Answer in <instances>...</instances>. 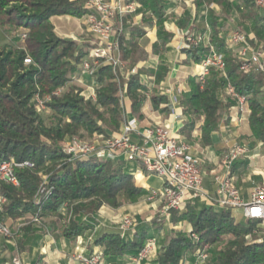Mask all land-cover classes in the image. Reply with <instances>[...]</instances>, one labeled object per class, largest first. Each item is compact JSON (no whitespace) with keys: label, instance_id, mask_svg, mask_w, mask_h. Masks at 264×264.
<instances>
[{"label":"trees","instance_id":"16d2710c","mask_svg":"<svg viewBox=\"0 0 264 264\" xmlns=\"http://www.w3.org/2000/svg\"><path fill=\"white\" fill-rule=\"evenodd\" d=\"M86 1L0 0V31L22 29L25 35L21 48L0 43V162L12 158L32 164L31 168L16 171L19 187L0 183V194L6 198L1 219L7 225L10 223L5 220H39L38 225L24 224L16 247L19 253L27 252L26 244L42 236L45 228L73 241L94 228L93 217L102 207L118 209L135 204L146 194L141 185L134 183L126 163L94 158L68 162L60 148L62 141L81 137L79 132L109 138L123 121L125 100L138 121L143 119L141 109L147 100L153 110L169 114L168 99L158 92L169 73L164 63L155 70L140 68L128 79L100 65L93 75L95 101L79 97L75 88L68 86L79 78L92 46L58 37L50 20L61 16L82 18ZM128 1L141 5V24L155 27L156 40L148 52L137 42L145 36L142 29L132 27L128 34L120 35V60L126 71L165 52L173 38L165 28L166 22L174 21L182 29L190 27L189 15L176 19L167 13L163 0ZM193 4L196 9H206L209 44L221 55L224 71L209 68L203 83L187 79V91L178 98L185 119L179 134L184 141H190L198 126L201 148L211 147L222 117L226 115L227 119L236 105V100L226 94L230 86L246 99L250 137L264 144V78L257 71H240L236 56L218 37L225 21L235 15L238 30L245 35L251 33L255 46L264 49V15L256 10L254 0H194ZM150 37L153 39L152 34ZM183 53V64L199 65L208 56L209 47L202 43ZM27 58L30 63L26 65ZM147 75L153 78L151 87L143 81ZM65 86L68 89L61 96L51 97L48 107L53 115L45 125L31 100ZM41 187L50 192L47 197L39 194ZM176 212L171 213L170 222L173 226L187 223L197 241L182 230L166 229L165 220L156 218L139 225L130 240L126 233L101 227L94 245L102 249L101 258L106 262L122 264L123 258L137 255L154 232L165 231L152 264H182L187 255L205 246L211 250L209 264H264V226L259 222H238L230 210H214L197 203Z\"/></svg>","mask_w":264,"mask_h":264},{"label":"built area","instance_id":"2783aa9c","mask_svg":"<svg viewBox=\"0 0 264 264\" xmlns=\"http://www.w3.org/2000/svg\"><path fill=\"white\" fill-rule=\"evenodd\" d=\"M254 4L256 10L264 15V0H254ZM83 7L86 10L82 17L84 29L93 41L90 43L92 48L88 59L81 65L79 78L90 79V85L86 87V99L95 101L93 75L100 65L109 66L114 73L124 76L125 79L138 72L136 67L129 71L125 70L120 60L119 37L123 33V18L136 14L141 5L128 0H87ZM175 36L178 51H186L202 43L208 45L209 54L198 65L200 73L196 80L199 83L204 82L209 68H215L223 73L222 57L209 44L210 31L207 26L204 33H195L187 29L177 31ZM218 37L236 56L240 63V71L245 73L257 71L264 78V49L255 46L253 35H245L238 29H233L226 35L219 33ZM58 93L55 92L53 95L57 96ZM226 94L236 100V105L231 109L249 115L244 97L235 94L230 86H227ZM34 98L37 111L44 110L45 104L50 101L49 97L44 100L38 96ZM123 117L119 129L109 138L94 135L91 140L79 137L66 139L60 148L68 157L67 161L90 158L99 161H122L135 166L136 169H142L148 175H153L159 181L160 187L148 189L145 201L151 205V211L155 210V214L161 218H167L171 211L181 212L188 204L197 203L209 208L240 211L244 220L257 221L264 226V184L254 185L249 191L248 200L242 197L240 189L235 185L233 168L239 161L249 158V146L233 143L222 152L218 164L220 170L212 176L213 191L209 193L204 188L206 172L198 154L172 128L157 123L141 128L136 118L127 117L124 113ZM180 119L179 115H175V122H179ZM227 119L235 120L230 116ZM31 167L29 161L19 162L12 158L0 162V183L14 188L19 187L16 171ZM135 175L141 176L140 172ZM49 193L42 187L39 190V194H44L45 197ZM5 204L6 198L0 194V243L2 240L14 243L20 237L22 224L11 227L3 222L1 213ZM32 222L39 224L37 218ZM116 227L123 234L134 233L137 222L135 217L124 215L118 220ZM99 228L94 225L91 234L97 232ZM188 236L191 240L197 241V236L191 230ZM155 248L156 242L153 237L146 240L137 255L128 258L127 264L150 262ZM192 256L195 264H206L210 260L211 250L205 246L196 250ZM71 258L79 264H101L102 260L100 253L87 254L83 251L76 252ZM13 264H20V261L14 260Z\"/></svg>","mask_w":264,"mask_h":264},{"label":"crops","instance_id":"0c3cea01","mask_svg":"<svg viewBox=\"0 0 264 264\" xmlns=\"http://www.w3.org/2000/svg\"><path fill=\"white\" fill-rule=\"evenodd\" d=\"M163 1L167 3V13L174 15L176 19L182 17L184 12V9L178 8L177 5H179V3H185L186 5H191L190 7L193 8L194 15L191 14L192 12L190 13L191 14L189 16L190 27H187L186 29L180 28L179 26H177L176 22L174 21L170 20L166 22L165 23L166 30L171 32L173 35L171 43H169L166 46L165 52L161 56H151L147 60V62L142 63L136 67L137 71L140 68L155 70L160 63H164L165 65L168 66L169 69V73L166 81L160 83L158 86L159 94L165 95L168 99L169 114L165 115L163 112L153 110L150 105V102L147 100L141 109V114L143 116V119L140 120L139 123L141 128L155 123L167 125L170 128H172V130L182 139L181 135L179 134V131L182 128L185 119L182 114V109L178 105V98L182 91H187V79L190 77L196 78V76L200 73V67L196 64H189V65L183 64L185 55L183 51H178L176 49L177 37L175 36V33H177V31L179 30L185 31L191 28H195L194 31H198L199 33H204L205 26H207V24L204 21V17H205L204 15H206V9L204 7H200L196 9L193 4L194 0H163ZM141 15H142L141 12L138 11L136 14L125 16L123 18V33L127 34L125 28L127 29L132 27H138L142 29L145 32V36L141 39H137V42L139 45H141L140 42H145L143 47L145 50L150 52L151 45L156 40L155 27L142 25ZM64 18H72V17L61 16V17L51 18L50 21L54 27L55 34L59 37H64V38L66 37L72 39L82 38L81 35H84V31H85L83 20L81 18L80 19L72 18L76 20L77 26L73 31L71 30L68 31L66 28L62 27V24H64L63 21ZM201 19H203L204 21L203 23H201ZM129 22L130 24H128ZM197 24L199 25L197 26ZM127 25L129 27H127ZM150 34H152L153 39L150 37ZM144 78L143 81L145 82V84L151 87L152 85L147 83L148 81L146 78L151 80L152 83H153V78L150 75H147ZM80 81L82 84L85 85V88L90 85V79L87 77L81 78ZM123 110H124V114L127 117H133L130 113V106L127 100L124 101ZM175 115L176 116L179 115L181 117L179 122L174 121ZM228 116L232 117L235 120L231 121L229 128L225 127V125H223L220 122L218 132H216L213 135L214 143L211 147L201 148L200 131L198 130V126L195 128V130L192 133L191 141H193L194 142L193 144L196 147H198V149L196 148L194 149L195 153L198 154V157L201 156L203 159H206V161L208 162V164L206 165L207 167H204L206 169L204 188L209 193H212L213 191V186L211 184L212 176L213 174L219 172L220 170L218 164L222 152L226 148L230 147L233 143H236L234 140H232V138L235 137L238 139L239 137L242 138V136L250 137L249 127H248L249 115L240 114L235 109H230ZM217 138L219 139V141H221L222 138H225L226 141L225 145H220V144L218 145V141L216 140ZM252 142H256V141L251 140L247 145L249 146L250 155H251L249 157V160L239 161L233 168L234 176L241 174V177L243 179V184H244L243 186L245 187L238 186V188L240 189L242 197L245 200H248L249 191L251 189L250 185H252L254 181L264 182V156H261L259 154L257 155L254 154L257 153L261 147L258 150H253L250 147V144ZM237 143L241 144L242 142L240 143L237 141ZM257 143L260 144L259 142ZM255 157L256 158L259 157L257 161L254 160ZM137 179L141 180V176L139 175V178ZM144 182L139 185H141L144 189H147L148 187ZM149 188H153V187H149ZM104 209L106 210L109 208L103 207L101 210ZM213 209H215V207ZM232 214L234 218L235 216H239L243 220L240 211H233ZM23 226L25 225L22 224V228ZM36 227L38 228L39 226ZM104 228L109 230H117V227H110V228L104 227ZM186 230L188 232L191 230L189 225ZM132 234L133 233H126L125 236L126 239L130 240L132 238ZM95 235L93 236V238H91V230H89L85 232L83 236L78 237L73 241H69L64 239L61 236L60 232H51L50 230L48 229L46 230L45 228V232L42 234V236L37 237L31 243L26 244V247L29 249L27 252L19 253L16 247H17V242L20 239H22L23 236V232L21 230L20 237L14 243L5 242L4 240L1 241L0 264H13L14 260L20 261V264H79L78 262L72 260L71 258V256L78 251H83L84 253L87 254L93 252H97L100 254L102 253V249L94 245ZM10 251H13V254L15 255L14 256L15 258L13 260L9 259ZM128 258L129 257L123 258L122 264H127ZM101 264H111V263L106 262L102 258ZM145 264H152V261L147 262ZM182 264H195L193 256L191 254L187 255L184 258ZM206 264H209V262Z\"/></svg>","mask_w":264,"mask_h":264},{"label":"rangeland","instance_id":"374dc122","mask_svg":"<svg viewBox=\"0 0 264 264\" xmlns=\"http://www.w3.org/2000/svg\"><path fill=\"white\" fill-rule=\"evenodd\" d=\"M179 9H184V12L183 14H189V16L193 14V8H191L190 6L191 5H186L185 3H179V5H177ZM178 9V11H179ZM190 9V11H189ZM142 14L143 12V9L142 7L140 8L139 10ZM215 11L217 13H219V8L218 7H215ZM192 12V13H191ZM191 13V14H190ZM142 16V15H141ZM205 16V15H204ZM82 19V18H81ZM236 19V16L234 15L233 17H231V19L225 21V23L223 24V27L222 29H220V33L222 35H226L229 31L233 30V29H238V26L236 25V22H234ZM64 24H62V27L66 28L68 31L71 30L73 31L76 26H77V22L76 20L72 19V18H64ZM203 19H201V23H203ZM130 24V22L128 23ZM199 24H197L198 26ZM202 26V25H201ZM200 26V27H201ZM127 27H129L127 25ZM127 34L130 32L129 31V28H125ZM189 30H192V29H189ZM193 32L197 33L198 31H194L192 30ZM24 35V31L22 29L18 30V31H13V30H5L4 32L0 31V43L2 44H7L9 45L10 47H13V48H21L23 47V41H24V38L22 37ZM249 35H252L251 33H249ZM59 37V36H58ZM82 38H75V39H72V38H64V37H60L62 39H69V40H73L75 41L77 44L79 45H82L84 43H91L93 41V38H91L89 35H87L84 31V35H81ZM89 41V42H88ZM141 43V47H143L144 43L145 42H140ZM27 61V62H26ZM30 63V60L27 58L25 60V64H29ZM145 77V76H144ZM145 79V78H144ZM147 79V83L148 84H151L153 85L152 81L149 80L148 78ZM68 86H71V87H74L76 92H78V95L79 97L86 99V96H87V91H86V88H85V85L81 83L80 81V78H78V80H74V82L70 83ZM68 86H65L64 88H59L57 90H55L51 95H46V96H43V97H39L38 95H35V96H38L41 100H44L46 99V97H49L50 98V101H51V97L54 96L53 94L55 92H59L57 96H61L68 88ZM148 97V96H147ZM35 98H33L31 100V104L33 105L34 107V110L36 111V113L40 116V118L42 119V121L44 122L45 125H47L50 121H51V118H52V115H53V112L50 110V108L48 107V103L50 102H47L45 104V109L44 110H39L37 111V108H36V102L34 100ZM223 125H225V127H230V123L231 121L229 119H226V115H224L220 121ZM94 135H97V134H93L92 136H88L86 133L84 132H79V138H84V139H87V140H91L93 139V136ZM68 139V138H66ZM65 139V140H66ZM64 140V141H65ZM218 141V145H225L226 141H225V138H222L221 141H219V139L217 138L216 139ZM232 140H234L236 143L237 141L238 142H242L241 144L243 145H248V143L251 141V140H254L252 138H250L249 136H242L239 137L238 139L237 138H232ZM62 141L60 143V147H61V144L64 142ZM187 142L189 145H191L194 149H198V147H196L193 143V141H185ZM260 143V142H259ZM261 145H259L256 142H252L250 144V147L253 149V150H258L260 147V150L257 152V153H254L255 155L259 154L261 156H264V144L260 143ZM253 154V153H252ZM251 155L249 154V157ZM259 157H255L254 160H258ZM199 159L201 160L202 162V167H207L206 165L208 164V162L206 161V159H203L201 156H199ZM243 160H249V158H245ZM129 169L132 171L133 173V177H134V183L139 185V184H142L144 181V183L147 185V189L146 190V194L148 192V189H152V188H149V187H153L155 189H158L160 187L157 179L153 176V175H148L147 173H145L142 169H136L135 166H132V165H129ZM204 171L206 172V169L204 168ZM137 172H140L141 174V180H138L137 179V176L135 175ZM245 172V171H244ZM242 172V173H244ZM135 173V174H134ZM234 179H235V185L238 187H245L243 186V179L241 177V174L240 175H237V176H234ZM261 184H264V182H258V181H254V183L252 185H250V187L252 188L254 185H261ZM249 188V187H248ZM145 194V195H146ZM145 195L138 201L136 202L135 204H126L125 206L123 207H120L118 209H104V210H99V212L93 217V225L97 226V227H116L117 226V223H118V219L121 218L122 216L124 215H131L133 217H135L136 219V222H137V228L139 225L141 224H149L151 222V220L153 219H156V218H160L158 216V214H155V210H152L151 211V205L148 204L146 201H145ZM156 206V205H155ZM108 208V207H107ZM159 208V206L157 207ZM216 210V208L214 209ZM184 211V209H183ZM172 212H175V211H172ZM169 213L168 217L165 218V217H162V219L165 220V228L166 229H169V228H174V229H178V230H182L186 235L188 234V231L186 230L188 228V224L187 223H183V222H180V223H177L176 225L173 226V224L170 222V219H171V213ZM182 212V211H181ZM180 212V213H181ZM178 213V212H176ZM235 213V212H234ZM30 219V220H29ZM34 218H21V219H18V220H5L7 221V223H10V226L11 227H14L16 226L17 224H29L30 222H32ZM235 220L238 221V222H241L242 219L239 217V216H235ZM33 223V222H32ZM136 228V229H137ZM96 234V232L92 233L91 234V238H93V236ZM165 235V231H161V232H158V233H153V238L156 242V248H155V251H154V254H153V257L151 258V261L153 262L156 257H157V252L158 250L160 249L161 247V241L163 239ZM249 241V240H248ZM212 249V248H211ZM193 254V253H192ZM191 254V255H192ZM15 255L13 254V251H10L9 253V259L10 260H13L15 257Z\"/></svg>","mask_w":264,"mask_h":264},{"label":"bare ground","instance_id":"6f19581e","mask_svg":"<svg viewBox=\"0 0 264 264\" xmlns=\"http://www.w3.org/2000/svg\"><path fill=\"white\" fill-rule=\"evenodd\" d=\"M137 178H139V176Z\"/></svg>","mask_w":264,"mask_h":264}]
</instances>
